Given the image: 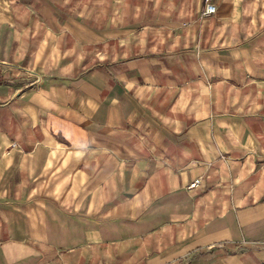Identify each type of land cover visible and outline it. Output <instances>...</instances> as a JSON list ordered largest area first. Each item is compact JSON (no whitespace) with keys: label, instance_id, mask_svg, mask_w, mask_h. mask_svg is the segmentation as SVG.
I'll return each instance as SVG.
<instances>
[{"label":"crops","instance_id":"1","mask_svg":"<svg viewBox=\"0 0 264 264\" xmlns=\"http://www.w3.org/2000/svg\"><path fill=\"white\" fill-rule=\"evenodd\" d=\"M210 1L0 0V264H264V0Z\"/></svg>","mask_w":264,"mask_h":264},{"label":"built area","instance_id":"2","mask_svg":"<svg viewBox=\"0 0 264 264\" xmlns=\"http://www.w3.org/2000/svg\"><path fill=\"white\" fill-rule=\"evenodd\" d=\"M205 6H204V14H210L215 11L216 6L213 2L210 0H204ZM199 182V179L195 180L192 184H190V187L197 185Z\"/></svg>","mask_w":264,"mask_h":264}]
</instances>
